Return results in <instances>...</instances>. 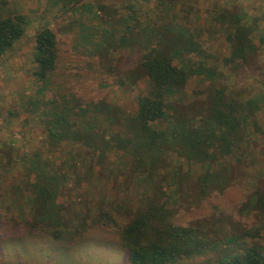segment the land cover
<instances>
[{
    "label": "rangeland",
    "instance_id": "374dc122",
    "mask_svg": "<svg viewBox=\"0 0 264 264\" xmlns=\"http://www.w3.org/2000/svg\"><path fill=\"white\" fill-rule=\"evenodd\" d=\"M16 15L27 18L25 35L0 59V264H129L120 231L130 216L113 208L136 213L161 190L172 195L171 222L206 238L204 252L181 264H223L246 244L264 247V211L254 206L264 195V0H0V19ZM231 16L243 18L257 47L236 68L225 63L232 52ZM47 26L57 35L59 61L39 82L35 36ZM173 27L196 36L207 55L202 59L218 77L193 78L169 94L165 128L206 115L220 88L241 102L262 101L245 123V142L223 161L227 187L205 197L199 178L206 166L190 164L169 147L137 162L134 147L116 140L132 137L125 124L135 122L139 97L152 92L140 68L144 31ZM191 59L200 64L196 55ZM63 107L71 114L64 125L54 116ZM87 109L100 139L90 141L93 148L87 139H51L54 125L58 133L87 134ZM58 170L67 174L59 196L63 226L51 233L39 223L33 181L45 173L54 179ZM48 187L56 192L55 182ZM110 210L118 226L102 219Z\"/></svg>",
    "mask_w": 264,
    "mask_h": 264
},
{
    "label": "trees",
    "instance_id": "16d2710c",
    "mask_svg": "<svg viewBox=\"0 0 264 264\" xmlns=\"http://www.w3.org/2000/svg\"><path fill=\"white\" fill-rule=\"evenodd\" d=\"M27 23L24 15L0 19V59L23 38ZM226 24L229 34L227 41L232 44V52L225 59V63L236 68L248 62L249 56L257 52V47L252 37V29L242 17L231 16L227 18ZM142 37L143 55L140 68L149 78L152 92L149 96L139 97L134 115L135 122L130 123L128 120L125 124L130 131L132 128L134 133L132 137L128 135L126 140H123V136H120V139L116 138L117 142L125 148L134 147L136 161L141 163L149 156L169 147L179 158L190 164L208 168L199 178L201 197L218 189L223 192L228 184V179L222 176V171L226 169L222 167L223 161L234 155L236 149L245 142V123L249 118L255 117L262 101L254 98L241 102L228 97L225 89L220 88L212 95L206 115L189 121L179 118L165 128L164 125L170 124L171 120L169 94L172 95L186 87L193 78L204 77L213 80L218 75L209 69L202 59L207 57L205 50L196 36L189 31H179L174 27L157 32L155 29L145 30ZM35 42L37 65L35 76L39 82H46L58 66V38L47 26L36 33ZM193 55L201 58L198 66L192 63ZM176 61H179V64ZM65 108L54 115L59 124L63 122L62 125L65 123V115H71ZM99 109L100 112L106 111L104 107ZM88 114L87 109V132H85L87 134L82 136L78 132L73 135L58 133L57 125L53 124L55 129L50 128L51 139L57 137L59 144L65 142L81 144L87 139V143L91 146L90 141L94 142L93 140L98 139L99 135L94 136L97 128L92 127L93 125L89 126L94 116L91 118ZM101 145L107 143L101 140ZM77 169L78 166H75L76 175ZM57 172L54 179L53 176L45 173L37 180L39 182L33 181L35 187L33 200L36 202L37 211L40 212L39 223L51 233L57 229L61 230L63 226V206L59 203V196L67 174L60 170ZM42 181L47 185H41ZM54 182L56 192H51L48 185ZM161 193V197L136 213H132L124 205H116L113 208L117 213L122 212L130 216L127 225L120 231L121 246L127 253L129 264H181L202 254L206 248V238L201 231L171 222L172 211L168 203L172 200V195L162 190ZM254 206L264 211V195H257ZM113 218L114 214L110 210L103 214L102 219L109 221ZM109 224L118 226V222L114 219ZM223 261V264H264V247L260 245L251 247L246 244L240 253L229 255Z\"/></svg>",
    "mask_w": 264,
    "mask_h": 264
}]
</instances>
